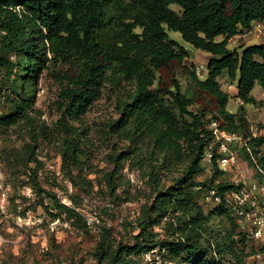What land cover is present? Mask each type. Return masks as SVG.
Returning a JSON list of instances; mask_svg holds the SVG:
<instances>
[{
    "label": "trees",
    "instance_id": "obj_1",
    "mask_svg": "<svg viewBox=\"0 0 264 264\" xmlns=\"http://www.w3.org/2000/svg\"><path fill=\"white\" fill-rule=\"evenodd\" d=\"M172 5H178L182 13ZM254 24L264 27V0H0V68L10 74L14 68L20 69L11 80V95L5 99L10 113L0 117V135L22 122L32 124L35 101L29 89L46 68L47 53L56 64L74 68L66 75L67 84L60 95L64 126L68 120L81 123L101 97L108 78L118 86L122 82L131 85L110 134L131 143L119 159L147 175L151 204L143 207L134 243L120 246L114 257L108 256L107 264H141L144 253L159 248L167 264H220L224 254L233 258V264H246L241 249L245 237L239 240L237 228L229 229L221 220L225 217L235 223L233 208L227 203L243 185L197 180L205 172L206 151L214 152L209 164H219L221 155L216 153L209 128L211 120L219 116L204 109L190 111L194 101L176 79L167 98L158 97L153 87L156 65L168 63L178 53L183 59L189 57L183 45L169 39L168 31L178 32L194 49L210 55L208 78L202 81L194 74L192 85L219 93L224 106L221 116L242 122V116L225 109L229 95L221 93L218 79L223 73L232 81L239 75L237 98L243 104H259L252 91L257 84L264 85V44L229 48L241 30L246 33ZM138 28L141 34L135 32ZM13 56L16 61L11 60ZM81 134V129H74L70 139H64V163L68 158L79 162L83 156ZM249 144L258 164L243 147L246 161L264 172V139L250 138ZM38 148L36 141L27 146L25 154L35 166L30 168L32 188L50 198L56 210L78 216L55 194L40 187ZM259 169L263 182L264 173ZM205 190L221 200L217 208L206 211L197 201V195ZM255 243L264 251L263 242Z\"/></svg>",
    "mask_w": 264,
    "mask_h": 264
},
{
    "label": "rangeland",
    "instance_id": "obj_2",
    "mask_svg": "<svg viewBox=\"0 0 264 264\" xmlns=\"http://www.w3.org/2000/svg\"><path fill=\"white\" fill-rule=\"evenodd\" d=\"M171 7L182 13L178 5ZM255 25L252 29L256 28ZM262 29L263 32L258 34L241 30L230 41L229 48L234 50L264 44V27ZM135 32L142 33L139 28ZM168 35L169 39L184 46L189 57L183 59L178 53L168 63L156 65L157 81L153 87L156 95L169 97V89H172L173 79H176L181 83L183 93L194 101L190 111L207 110L219 116L217 120L226 131L243 134L247 139L254 135L257 139H264V85L257 84L252 91L258 105L243 104L237 98L239 75L232 81L223 73L218 82L221 93L229 95L225 109L242 116L243 121L221 116L224 106L220 94L197 88L191 82L194 74L202 81L208 78L210 56L186 43L180 33L168 31ZM47 57L46 68L29 89L35 101L32 124L22 122L5 135H0V264H107L108 256L114 257L120 246L134 243L138 232L135 227L143 207L151 204V185L147 175L119 159V154L128 150L131 143L110 134V127L119 118L131 85L122 82L118 86L108 78L102 87L101 97L88 109L81 123L68 120V126H64L60 120V95L67 84L66 75L72 74L74 68L63 63L56 64L50 53ZM11 60L16 61L17 58L13 56ZM19 71L16 67L10 74L0 68V117L10 113V105L5 99L11 95V80ZM74 129L82 131L79 140L83 156L79 162L68 158L64 163L62 143L64 139H70ZM36 141L39 146L37 156L41 161L37 175L40 187L55 194L78 216L56 210L50 198L38 195L32 188L30 176L33 173L30 168L35 169V166L28 163L25 154L27 146L34 145ZM230 149L236 157L233 165L224 170L219 164L216 167L204 163L205 172L197 180L201 183L240 184L248 189L253 184H261L262 178L257 168L250 167L246 161L241 143ZM256 198L264 207V197L256 194ZM228 200L227 204L233 208L231 217L235 223H229L225 217L221 220L229 229L237 228V234L241 233L239 240L245 237L241 249L246 264H264L263 247L247 237L252 221L239 217V209L234 208L237 206L235 197L231 195ZM197 201L206 211L221 204L214 192L208 190L200 192ZM244 210L252 213L249 205ZM162 256L159 248L144 253L140 263L167 264ZM233 263L230 255L221 256L220 264Z\"/></svg>",
    "mask_w": 264,
    "mask_h": 264
},
{
    "label": "built area",
    "instance_id": "obj_3",
    "mask_svg": "<svg viewBox=\"0 0 264 264\" xmlns=\"http://www.w3.org/2000/svg\"><path fill=\"white\" fill-rule=\"evenodd\" d=\"M263 32L262 26L257 25L255 29H250L246 33H261ZM214 137L213 145L216 148V153L221 155L218 159L219 166L226 170L228 166L234 164L236 157L231 154V146L235 144L242 145L250 156L252 162L254 164H258L257 158L253 153V149L249 142L247 143V139L243 134H235L230 133L224 130L221 126V123L217 119H212L209 125ZM254 139H257L256 135H254ZM214 157L213 150L209 149L206 151L204 156V163H211ZM259 169V167H257ZM262 173H264L261 169H259ZM261 182V181H260ZM256 194L264 197V184H253L251 189L247 187H241L238 191L232 193L231 195L237 199V207L239 209V217L249 218L252 221L251 229L249 231L248 238L255 240L257 242L264 243V207L261 205V202L258 198H256ZM251 206V214H249L244 209L246 206ZM241 219V218H240Z\"/></svg>",
    "mask_w": 264,
    "mask_h": 264
},
{
    "label": "crops",
    "instance_id": "obj_4",
    "mask_svg": "<svg viewBox=\"0 0 264 264\" xmlns=\"http://www.w3.org/2000/svg\"><path fill=\"white\" fill-rule=\"evenodd\" d=\"M199 51V50H198ZM207 54V53H206ZM208 56H210L209 54H208Z\"/></svg>",
    "mask_w": 264,
    "mask_h": 264
}]
</instances>
